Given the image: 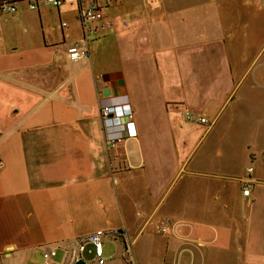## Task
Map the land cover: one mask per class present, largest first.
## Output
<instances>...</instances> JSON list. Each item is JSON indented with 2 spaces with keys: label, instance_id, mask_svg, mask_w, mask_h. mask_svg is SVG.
<instances>
[{
  "label": "crops",
  "instance_id": "1",
  "mask_svg": "<svg viewBox=\"0 0 264 264\" xmlns=\"http://www.w3.org/2000/svg\"><path fill=\"white\" fill-rule=\"evenodd\" d=\"M96 2L77 61L78 0L0 14V264L99 230L129 235L105 264H264V0ZM125 103L138 136L110 151L100 108Z\"/></svg>",
  "mask_w": 264,
  "mask_h": 264
},
{
  "label": "built area",
  "instance_id": "2",
  "mask_svg": "<svg viewBox=\"0 0 264 264\" xmlns=\"http://www.w3.org/2000/svg\"><path fill=\"white\" fill-rule=\"evenodd\" d=\"M116 1V0H115ZM26 3L30 10H37L40 3H47L56 8L63 5L64 0H0V14L15 13L17 5ZM79 21L84 31V42L74 45L68 49L71 60L77 61L89 56V41L91 38L102 35L104 25H99L104 20L105 14L102 6L96 0H78ZM67 26L66 23L63 24ZM187 120L196 122L206 127H210V121L204 116H200L191 111L184 112ZM100 118L104 132L106 134V144L108 150L118 148L126 139L137 138L135 116L130 104L110 105L100 108ZM123 132L119 134L118 132ZM1 166V162H0ZM252 171V170H250ZM253 184L250 181L244 182L242 191L244 196L250 197ZM174 226L171 218L162 219L155 227L158 233H167ZM129 240L127 231H105L99 230L87 236L76 239L66 252L64 261L61 264H83V255L86 246L93 245L95 248V261L98 264H105V240ZM57 249L48 248L45 250L44 258L49 263L57 256ZM126 261L131 263V257L127 250L124 252Z\"/></svg>",
  "mask_w": 264,
  "mask_h": 264
}]
</instances>
